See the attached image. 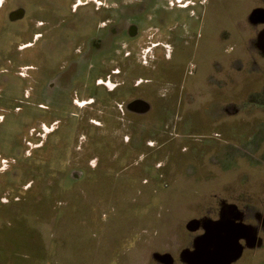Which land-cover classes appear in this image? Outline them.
<instances>
[{"label":"rangeland","instance_id":"1","mask_svg":"<svg viewBox=\"0 0 264 264\" xmlns=\"http://www.w3.org/2000/svg\"><path fill=\"white\" fill-rule=\"evenodd\" d=\"M254 103L264 0H0V264H164L209 197L260 218Z\"/></svg>","mask_w":264,"mask_h":264},{"label":"flooded vegetation","instance_id":"2","mask_svg":"<svg viewBox=\"0 0 264 264\" xmlns=\"http://www.w3.org/2000/svg\"><path fill=\"white\" fill-rule=\"evenodd\" d=\"M107 40L105 44L107 43ZM103 45L104 42H101L98 48H101ZM115 73L116 76L118 74H121V72H118V70L115 71ZM99 78H102V76L98 77L97 80ZM185 79L186 78L184 77L180 82L182 88L186 90L187 96L184 97L183 104L181 105V112L179 114L180 116L179 123L184 121L190 114H192L190 111L186 112L185 110V100H187V98L188 100L194 99V98H190L192 96L189 95L188 88L182 84V82ZM97 83L102 84L103 82H97ZM139 84L140 83H138V85ZM118 86L119 85H115L111 90L114 91L116 90V88H117L116 91H118L119 89L121 90V88L120 87L118 88ZM116 91H114L113 93L114 98H116V94L118 95L119 93V92L116 93ZM207 92L208 91L206 90V93ZM209 93H211V91H209ZM250 93L251 92L248 91L245 92L244 100H246L248 96H252L250 95ZM120 96H121V92L118 98H120ZM252 102L250 101L248 103L251 104ZM205 105H213V103L209 99L208 103H205ZM254 105L258 106L259 108L258 112L255 113L256 115L250 117L245 116V119L253 120L256 117L257 118L260 117L259 112L260 110L262 112L264 108H261L258 103H254ZM193 109L195 110V112H193L195 113V116H197L199 110L201 111V107H198L196 109L195 107H193ZM204 109L206 110L205 106ZM207 112L209 113L208 109L206 110V113ZM160 115H164V114L160 113ZM246 127L249 128L250 132H252V136L258 139L255 142L256 144L253 143L249 144L247 143V141L245 143L243 142V146L245 147L246 154L250 158L256 159V161L254 162V164L256 165L257 162H259L261 159L259 157L260 152L264 151V144L262 142L263 138L261 139L258 135L254 133V131H252V130L255 131L258 130L259 129L257 128L258 125L254 126L253 124H250V125H246ZM259 131H261L263 135L264 128L263 129L260 128ZM227 146L228 145L224 146L219 156L227 157L229 153V150L227 151ZM207 157H211V155H208ZM226 162H227L226 160L223 161L224 164H226ZM254 164H248V167L249 165H251L250 167H252L253 169L255 168L258 169L257 166H255ZM232 188H233V190H231L233 195L232 203L236 205H241L240 200L236 199L235 195L233 194L235 193L236 188L234 187ZM256 196H257L256 198L251 197L249 201L251 204L255 206L261 205L260 214H262V216L260 218L250 217L249 215L248 217L246 216V218L244 219L242 217L237 218L235 210L227 209L224 205H222V203L217 201L215 197H209L208 199H206V201L202 199L201 203L199 204V208H201L202 211L201 214H198L196 220L193 221L189 220L190 222L188 221L189 223L187 225V228L186 227L184 228L182 226V229L179 231L178 234H176L177 244L175 245V247L170 246L171 243L169 242L166 243V241L162 242L161 244L163 245L162 247L161 245L156 247L155 252L167 254L170 257V259H168L169 257L166 256L165 258L163 257V259L161 258V262L163 261L164 264L165 263L166 264H244V262L246 263L245 261L246 258L252 259L251 262L249 261V264L254 262L255 260L254 257L256 258V256L259 253L264 254V216H263L264 196H259V195ZM237 220H240L242 224L240 223L239 226L237 225L233 226V224ZM254 220L256 221L257 226L252 227L250 224ZM155 263L156 261L152 258L150 264H155ZM259 264L261 263L259 262Z\"/></svg>","mask_w":264,"mask_h":264},{"label":"crops","instance_id":"3","mask_svg":"<svg viewBox=\"0 0 264 264\" xmlns=\"http://www.w3.org/2000/svg\"><path fill=\"white\" fill-rule=\"evenodd\" d=\"M133 244H134V245H132V246H134V247H135V246L137 245V241H136V242H134ZM144 244H145V243H144ZM134 247H133V248H134ZM133 248H131V249H133ZM131 249H130V248H129V249H128V248H126V249H125V251H127V250H131ZM142 249H143V248H142ZM143 250H144V249H143ZM125 251L118 252V253H119V254H121V253L123 254ZM114 254H115V253H114ZM113 256H114V255H113ZM113 256L110 258V264H112V263H113V261L111 262V260L113 259ZM117 264H119V263L117 262Z\"/></svg>","mask_w":264,"mask_h":264}]
</instances>
